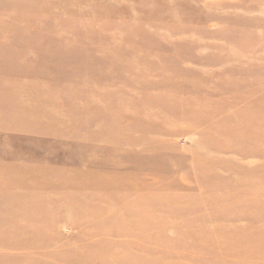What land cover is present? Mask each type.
Segmentation results:
<instances>
[{
  "label": "rangeland",
  "instance_id": "obj_1",
  "mask_svg": "<svg viewBox=\"0 0 264 264\" xmlns=\"http://www.w3.org/2000/svg\"><path fill=\"white\" fill-rule=\"evenodd\" d=\"M0 264H264V0H0Z\"/></svg>",
  "mask_w": 264,
  "mask_h": 264
}]
</instances>
